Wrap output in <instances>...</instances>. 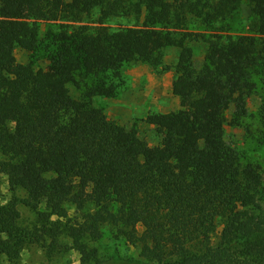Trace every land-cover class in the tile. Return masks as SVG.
<instances>
[{"label": "trees", "instance_id": "obj_1", "mask_svg": "<svg viewBox=\"0 0 264 264\" xmlns=\"http://www.w3.org/2000/svg\"><path fill=\"white\" fill-rule=\"evenodd\" d=\"M247 1L238 33L241 0H0V174L38 216L23 228L20 201H0V259L67 237L81 264H101L92 243L108 229L148 264H264V177L225 144L264 86V0ZM120 18L131 24L110 25ZM192 43L207 47L200 72ZM18 46L47 70L19 63ZM132 63L177 75L180 110L146 119L156 147L94 105ZM68 205L80 217L68 220Z\"/></svg>", "mask_w": 264, "mask_h": 264}, {"label": "rangeland", "instance_id": "obj_2", "mask_svg": "<svg viewBox=\"0 0 264 264\" xmlns=\"http://www.w3.org/2000/svg\"><path fill=\"white\" fill-rule=\"evenodd\" d=\"M250 5L247 0H241L238 7L237 20L232 29L238 33L249 32ZM127 19H114L111 26H129ZM195 65L202 70L207 47L201 43H192ZM177 51H167L164 65L172 67L177 60ZM17 61L22 64L32 63L36 69L47 70L48 61L40 53H30L25 47L18 46L15 51ZM123 85L114 95H102L94 98V105L101 109L109 120L123 126L128 132L136 131L139 138L150 147L161 145L163 137L155 127L147 123V117L152 113H171L180 110V99L173 95V84L177 78L172 68L162 71L154 70L143 63L126 65L122 71ZM71 94L79 98L80 91L70 86ZM264 86L248 99V116L241 120L238 126H227L225 144L238 151L244 162H251L259 167L264 177ZM230 115L229 119H231ZM4 156L0 151V163ZM1 203L6 204L13 198L20 202L21 227L33 228L37 224L36 211L24 204L27 198L25 192H11L8 178L0 174ZM264 205V202H263ZM68 220L80 217L75 208L67 206ZM54 220H57L55 218ZM67 222V220H62ZM60 246L53 252H47L40 244H28L15 261L7 257L0 259V264H81V256L73 246L72 240L63 237ZM92 247L98 250L101 264H148L142 257L137 245L117 241L108 229H103V236Z\"/></svg>", "mask_w": 264, "mask_h": 264}]
</instances>
